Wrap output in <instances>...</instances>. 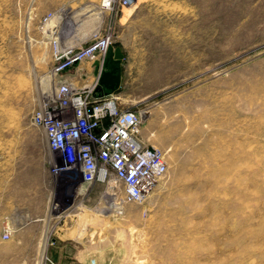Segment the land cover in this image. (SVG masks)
Returning a JSON list of instances; mask_svg holds the SVG:
<instances>
[{
	"label": "rangeland",
	"instance_id": "1",
	"mask_svg": "<svg viewBox=\"0 0 264 264\" xmlns=\"http://www.w3.org/2000/svg\"><path fill=\"white\" fill-rule=\"evenodd\" d=\"M99 3L0 0V168L14 152L28 159L12 152L19 138L47 137L41 112L73 115L54 107L67 78L52 56L56 29L77 43L110 26L123 51L127 20L128 102L123 79L115 92L144 111L140 135L168 171L122 207L108 183L58 177L54 212L75 224L90 264H264V0H136L111 13ZM55 228L0 222V264H51L41 248Z\"/></svg>",
	"mask_w": 264,
	"mask_h": 264
},
{
	"label": "built area",
	"instance_id": "2",
	"mask_svg": "<svg viewBox=\"0 0 264 264\" xmlns=\"http://www.w3.org/2000/svg\"><path fill=\"white\" fill-rule=\"evenodd\" d=\"M135 1L100 0L99 7L111 13L116 4L128 7ZM62 34L58 27L51 39L56 73L75 68L85 81L66 78L57 89L64 99L54 100V107L73 108V115L51 110L39 114L52 150L51 169L67 174L74 182L108 183L112 195H120L114 203L117 206L142 203L166 175L168 163L164 153L140 135L144 111L124 107L115 90L101 82L110 49L121 51L114 48V32L108 26L88 41L77 43L62 41ZM90 68L93 74L89 76ZM11 233L12 229L6 228L3 238L9 239ZM92 264H97L95 258Z\"/></svg>",
	"mask_w": 264,
	"mask_h": 264
},
{
	"label": "crops",
	"instance_id": "3",
	"mask_svg": "<svg viewBox=\"0 0 264 264\" xmlns=\"http://www.w3.org/2000/svg\"><path fill=\"white\" fill-rule=\"evenodd\" d=\"M124 33L125 40L122 47H118L123 54L124 64L123 73H121V82H124V98L128 102V21H125ZM116 49V46L114 47ZM90 76L93 70L89 69ZM75 68H71L64 75L74 82H84L83 77H79ZM17 141V140H15ZM13 145H21L22 148H14V151H20L28 159L15 158L14 152L12 158H5L2 162L3 168H0V222L4 225H22V226H49L56 224L55 232L61 235H55L49 243L45 238L41 248L42 255L47 256L48 260L52 258L51 264H90L84 259V253H81L77 238L70 235L74 231V223L65 228L60 222V212H54L55 201L59 203L60 197L54 198L58 182L69 179L67 174H56L52 171L50 161L52 150L46 136L19 138ZM38 149V154L36 153ZM34 156L32 159L31 157ZM38 156V158L36 157ZM63 176V177H62ZM60 178V180L58 179ZM62 177V178H61ZM59 180V181H58ZM94 190L95 183H83ZM60 199V200H59ZM92 208H98L100 201L95 205V199L92 196ZM59 200V201H57ZM97 202V200H96ZM75 215V214H73ZM77 224V222H76ZM15 230H12L11 237ZM77 230L74 231V233ZM63 234V235H62ZM9 238V239H10ZM22 240L32 241L40 240L26 236ZM95 239L92 241L94 244ZM76 249V250H74ZM95 256H93L94 258ZM92 258V259H93Z\"/></svg>",
	"mask_w": 264,
	"mask_h": 264
},
{
	"label": "water",
	"instance_id": "4",
	"mask_svg": "<svg viewBox=\"0 0 264 264\" xmlns=\"http://www.w3.org/2000/svg\"><path fill=\"white\" fill-rule=\"evenodd\" d=\"M113 56H115L117 60H114ZM122 57L123 54L121 53V51L118 50L114 53L113 49H110L109 60L107 62V66L110 64V69L104 72L101 82L111 90H116L120 87L121 67L118 66V64L121 61Z\"/></svg>",
	"mask_w": 264,
	"mask_h": 264
},
{
	"label": "bare ground",
	"instance_id": "5",
	"mask_svg": "<svg viewBox=\"0 0 264 264\" xmlns=\"http://www.w3.org/2000/svg\"><path fill=\"white\" fill-rule=\"evenodd\" d=\"M103 212H104V211H103ZM103 212H102V213H103ZM91 220H93V218H91ZM100 221H101V220H100ZM98 223H99V222H98ZM72 232H73V230L71 231V234H72Z\"/></svg>",
	"mask_w": 264,
	"mask_h": 264
},
{
	"label": "flooded vegetation",
	"instance_id": "6",
	"mask_svg": "<svg viewBox=\"0 0 264 264\" xmlns=\"http://www.w3.org/2000/svg\"><path fill=\"white\" fill-rule=\"evenodd\" d=\"M110 69V66L106 68V70H109Z\"/></svg>",
	"mask_w": 264,
	"mask_h": 264
}]
</instances>
